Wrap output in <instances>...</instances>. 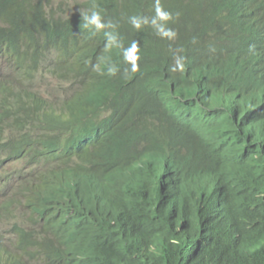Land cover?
Masks as SVG:
<instances>
[{"label": "clouds", "instance_id": "obj_1", "mask_svg": "<svg viewBox=\"0 0 264 264\" xmlns=\"http://www.w3.org/2000/svg\"><path fill=\"white\" fill-rule=\"evenodd\" d=\"M62 185L109 221L57 213ZM232 263L264 264V0H0V264Z\"/></svg>", "mask_w": 264, "mask_h": 264}, {"label": "trees", "instance_id": "obj_2", "mask_svg": "<svg viewBox=\"0 0 264 264\" xmlns=\"http://www.w3.org/2000/svg\"><path fill=\"white\" fill-rule=\"evenodd\" d=\"M8 2H17V0H6V3ZM23 2V1H22ZM27 2V1H24ZM5 17H9L10 14L3 13ZM44 44L45 41H41V49L44 50ZM52 67V65H50ZM113 118L118 119L119 118V112L118 110L115 111V115ZM178 127L175 129L169 128L170 133V141L174 139V136L172 135L173 132L177 133V138L181 141L187 142V145L184 147H187L188 150L193 149H199V147L193 145L194 137L191 136L185 129V127L178 123ZM243 126V125H242ZM247 126V124L245 125ZM244 129V127H243ZM244 132H247L244 130ZM185 133V135L183 134ZM152 142L157 144L158 142L155 139H152ZM130 145V144H127ZM34 160V158H31ZM203 189L205 190V196H210V198L214 201V206L216 209L217 214L219 215L217 218L214 217H206L203 216L201 213L196 212V218L199 221V224L201 225L203 229L202 237L209 235L211 239H218L222 242L223 247L225 251L229 247V242L226 240L224 231L226 229V225H228V220L225 219L224 211L220 212L221 203H220V194L218 190L215 188V190L211 189V186L208 184L203 185ZM61 195L70 199L68 203L64 204H58L56 205L57 213H61V215L65 218H68L69 222L75 223L74 226H82L84 225V215L92 218H99L105 221H109V212L111 211V203L110 200L105 199V206L106 209H99L95 210L92 207H88L84 204L83 199L79 197L78 195L74 194L73 192L66 189L63 185L61 188ZM216 199H217V205H216ZM139 210L134 215V222L131 224L127 219H124L121 223V228L125 230L129 235H131V230L133 231H142L147 234L153 235L155 239L158 241V245L160 248L166 250L169 247V238L171 237V233L164 230L161 226V224L155 223L153 218H150V211H144ZM207 218V219H206ZM49 222L57 223V221H60V217L57 215L51 216L48 218ZM63 221V220H61ZM207 253L210 256H217L222 253V251L214 248V247H208L206 248ZM233 264V263H232Z\"/></svg>", "mask_w": 264, "mask_h": 264}, {"label": "bare ground", "instance_id": "obj_3", "mask_svg": "<svg viewBox=\"0 0 264 264\" xmlns=\"http://www.w3.org/2000/svg\"><path fill=\"white\" fill-rule=\"evenodd\" d=\"M49 72L52 74V76H60V77H62V78L64 77L63 73L60 72V71H59V72H53L51 66H49ZM51 83L54 85V84H56L57 82L53 81V82H51ZM114 115H115V112L113 113V116H114ZM156 120H157V122H160L159 119H156ZM245 125H246V124L244 123V124H243L244 130L248 132V128H247ZM184 148L187 149V147H184ZM187 150H188V149H187ZM170 160H172V159H170ZM207 198H210V196H207ZM215 202H216V205H217V204H218V203H217V199H216ZM8 234H9V233H8ZM17 237H18V236H17ZM131 243L136 244L137 241H136L135 239H132V240H131ZM15 261H16V260H14V259H10V262H12V263H14ZM53 261H54V263H55L57 260L54 259Z\"/></svg>", "mask_w": 264, "mask_h": 264}, {"label": "rangeland", "instance_id": "obj_4", "mask_svg": "<svg viewBox=\"0 0 264 264\" xmlns=\"http://www.w3.org/2000/svg\"><path fill=\"white\" fill-rule=\"evenodd\" d=\"M62 1L64 2L65 0H62ZM53 2H54L55 5H57L59 0H53Z\"/></svg>", "mask_w": 264, "mask_h": 264}]
</instances>
